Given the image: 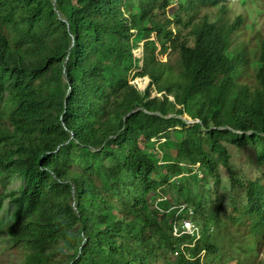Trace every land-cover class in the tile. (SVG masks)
I'll return each instance as SVG.
<instances>
[{
	"label": "trees",
	"instance_id": "16d2710c",
	"mask_svg": "<svg viewBox=\"0 0 264 264\" xmlns=\"http://www.w3.org/2000/svg\"><path fill=\"white\" fill-rule=\"evenodd\" d=\"M171 1L0 0V177L23 181L7 230L23 264H157L164 254L201 264L216 255L213 242L194 245L174 228L189 219L202 233L204 200H189L220 182L216 159L228 167V146L261 145L264 161V39L256 54L237 43L240 19L211 23L205 13L194 23L221 0H181L176 21L166 17ZM183 14L194 48L172 29L190 27ZM139 35L156 40L144 67ZM158 45L175 48L178 74L152 57ZM247 197L257 234L264 181ZM73 234L70 254L58 253Z\"/></svg>",
	"mask_w": 264,
	"mask_h": 264
},
{
	"label": "rangeland",
	"instance_id": "374dc122",
	"mask_svg": "<svg viewBox=\"0 0 264 264\" xmlns=\"http://www.w3.org/2000/svg\"><path fill=\"white\" fill-rule=\"evenodd\" d=\"M181 0H172L171 7L167 10L168 19L176 21L179 15ZM226 7L225 11L221 8ZM209 16L211 23L231 25L240 19L241 27L239 35L236 37L237 43L246 44L256 54L260 53V43L264 39V0H221L218 6L211 7L195 18L194 23L202 21L204 14ZM189 17L182 15V21L188 24ZM177 35L178 43H185L194 48V38L190 34L192 26L185 28L182 25L172 26ZM156 41L153 37L150 40L138 36V52L140 66L146 65V50L150 42ZM151 55L163 63H168L173 67L176 74L179 73V57L175 48L169 47L163 51L158 45L157 50L150 47ZM260 63L256 62L253 68H259ZM149 79L138 80L141 88L145 89ZM239 81L242 84L254 88L257 85L255 78H243ZM174 99V98H172ZM187 124L194 123L189 115L185 116ZM242 135L240 133H237ZM171 149L173 142L167 143ZM155 147L151 150L154 155H159L161 145L154 142ZM231 160L227 168H223V161L216 159V163L221 167V176L218 180L205 184V187H197L193 191L195 197L191 200L194 205H198L200 198V210L205 211L204 223L202 228V240L213 242L216 248L215 256H207L201 264H264V231L251 234L249 219H245L248 209L247 189L249 184L264 181V161L262 158V146L248 147L237 150L228 146ZM200 176L206 175L205 169L197 167ZM194 178L196 174H193ZM186 177V176H184ZM182 177V178H184ZM172 182L177 183V179L172 178ZM23 181L18 178L0 177V200L5 201L0 212V264H23L25 257L23 251L8 238L7 230L14 224L16 219V203L11 201L13 195L20 194ZM198 197V198H197ZM171 200V198H168ZM188 201V200H187ZM236 223H233L236 221ZM242 223L243 226L238 227ZM73 234L64 245L58 248V253L69 255L72 250ZM232 246L233 248L231 249ZM170 258L169 254H164L157 264H181Z\"/></svg>",
	"mask_w": 264,
	"mask_h": 264
},
{
	"label": "built area",
	"instance_id": "2783aa9c",
	"mask_svg": "<svg viewBox=\"0 0 264 264\" xmlns=\"http://www.w3.org/2000/svg\"><path fill=\"white\" fill-rule=\"evenodd\" d=\"M183 209H185V207H183ZM189 212L193 215L192 211L189 210ZM174 235L175 237H188L194 245L201 239V233L197 224L189 219L185 220L181 226L175 225Z\"/></svg>",
	"mask_w": 264,
	"mask_h": 264
},
{
	"label": "clouds",
	"instance_id": "9594fccd",
	"mask_svg": "<svg viewBox=\"0 0 264 264\" xmlns=\"http://www.w3.org/2000/svg\"><path fill=\"white\" fill-rule=\"evenodd\" d=\"M198 226V225H197ZM199 228V227H198ZM199 230H200V233H201V229L199 228ZM201 237H202V233H201Z\"/></svg>",
	"mask_w": 264,
	"mask_h": 264
},
{
	"label": "water",
	"instance_id": "95a60500",
	"mask_svg": "<svg viewBox=\"0 0 264 264\" xmlns=\"http://www.w3.org/2000/svg\"><path fill=\"white\" fill-rule=\"evenodd\" d=\"M73 46H74V42H73Z\"/></svg>",
	"mask_w": 264,
	"mask_h": 264
}]
</instances>
